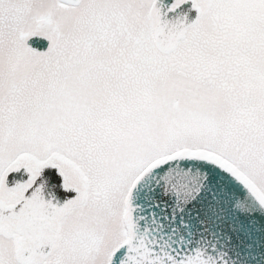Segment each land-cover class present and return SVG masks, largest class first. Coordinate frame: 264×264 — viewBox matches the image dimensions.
Segmentation results:
<instances>
[{"label": "snow or ice", "instance_id": "1", "mask_svg": "<svg viewBox=\"0 0 264 264\" xmlns=\"http://www.w3.org/2000/svg\"><path fill=\"white\" fill-rule=\"evenodd\" d=\"M0 264H264V0H0Z\"/></svg>", "mask_w": 264, "mask_h": 264}]
</instances>
